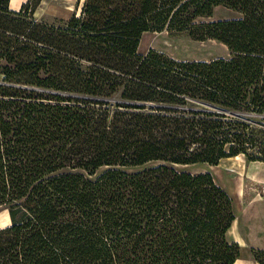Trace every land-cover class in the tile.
<instances>
[{
    "label": "trees",
    "instance_id": "16d2710c",
    "mask_svg": "<svg viewBox=\"0 0 264 264\" xmlns=\"http://www.w3.org/2000/svg\"><path fill=\"white\" fill-rule=\"evenodd\" d=\"M41 1L0 0V207L25 212L0 227V264H234L232 197L177 165L264 162V0H75L38 18ZM219 6L239 15L209 19ZM156 31L230 55L141 53Z\"/></svg>",
    "mask_w": 264,
    "mask_h": 264
},
{
    "label": "crops",
    "instance_id": "0c3cea01",
    "mask_svg": "<svg viewBox=\"0 0 264 264\" xmlns=\"http://www.w3.org/2000/svg\"><path fill=\"white\" fill-rule=\"evenodd\" d=\"M240 156L243 155L223 158L218 165H210L209 170L233 199L236 218L228 238L240 245V256L234 264H262L253 259L252 249L264 250V162L253 161L235 170L223 169L231 160L238 164L234 159ZM219 169L223 174L217 179Z\"/></svg>",
    "mask_w": 264,
    "mask_h": 264
},
{
    "label": "rangeland",
    "instance_id": "374dc122",
    "mask_svg": "<svg viewBox=\"0 0 264 264\" xmlns=\"http://www.w3.org/2000/svg\"><path fill=\"white\" fill-rule=\"evenodd\" d=\"M14 1V0H13ZM27 0H22L21 3ZM21 5V4H20ZM19 9L20 6L14 9ZM75 11V0H42L37 7L35 16L40 18L45 16L48 18H68ZM239 14L225 7H218L214 10V16L211 19H224L236 17ZM210 19V18H209ZM156 48L164 51L176 58L186 59H210L216 56H229L230 51L227 46L217 40L198 41L184 36H170L167 31L146 32L142 36L140 43V52L145 53L149 48ZM2 76L0 75V80ZM238 164L231 163L223 166L228 169L235 170L243 167L247 162L244 156H240ZM193 170L210 169L208 164H198L192 167ZM222 169L217 171V179L222 178ZM25 216V212L19 208L11 209L10 205L0 207V227H4L15 220H21Z\"/></svg>",
    "mask_w": 264,
    "mask_h": 264
},
{
    "label": "water",
    "instance_id": "95a60500",
    "mask_svg": "<svg viewBox=\"0 0 264 264\" xmlns=\"http://www.w3.org/2000/svg\"><path fill=\"white\" fill-rule=\"evenodd\" d=\"M42 2V1H41ZM216 8V7H215ZM214 8V9H215ZM213 16H214V12H213ZM212 16V17H213ZM210 17V19L212 18ZM207 21V20H206ZM157 163H161V162H157ZM195 165H198V164H191V165H177V168L178 169H181V170H187V171H190V172H193V173H197V172H205V171H210L209 169H206V170H193L192 167H194ZM210 167V165H209Z\"/></svg>",
    "mask_w": 264,
    "mask_h": 264
},
{
    "label": "bare ground",
    "instance_id": "6f19581e",
    "mask_svg": "<svg viewBox=\"0 0 264 264\" xmlns=\"http://www.w3.org/2000/svg\"><path fill=\"white\" fill-rule=\"evenodd\" d=\"M22 2V0H11V7L12 8H15V7H18V6H20V4H22L21 3ZM220 7V6H219ZM218 8V7H217ZM231 158V157H230Z\"/></svg>",
    "mask_w": 264,
    "mask_h": 264
}]
</instances>
